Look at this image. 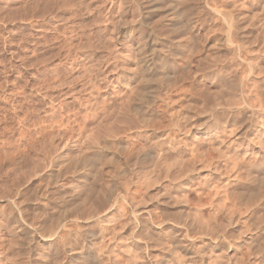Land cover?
<instances>
[{
	"label": "rangeland",
	"instance_id": "obj_1",
	"mask_svg": "<svg viewBox=\"0 0 264 264\" xmlns=\"http://www.w3.org/2000/svg\"><path fill=\"white\" fill-rule=\"evenodd\" d=\"M148 262L264 264V0H0V264Z\"/></svg>",
	"mask_w": 264,
	"mask_h": 264
},
{
	"label": "bare ground",
	"instance_id": "obj_2",
	"mask_svg": "<svg viewBox=\"0 0 264 264\" xmlns=\"http://www.w3.org/2000/svg\"><path fill=\"white\" fill-rule=\"evenodd\" d=\"M173 11V10H172ZM174 11H176L175 9H174ZM228 16V15H227ZM228 20V19H227ZM232 20V19H231ZM223 21H225V20H223ZM230 23V22H229ZM231 25V24H230ZM225 34V33H224ZM246 47V46H245ZM240 54V53H239ZM153 55V54H152ZM236 56V55H235ZM218 59V58H217ZM220 59V58H219ZM142 63V62H141ZM145 63V62H144ZM164 63V62H163ZM142 65V64H141ZM161 70H162V68H161ZM148 72V71H147ZM163 72V71H162ZM153 73V72H152ZM160 73V72H159ZM143 74V73H142ZM147 75V74H146ZM149 75H150V73H149ZM168 75V73L167 74H165V76H167ZM141 76V75H140ZM165 76H164V78H165ZM172 76V75H171ZM146 77V76H145ZM150 77V76H149ZM152 77V76H151ZM140 78V77H139ZM153 78V77H152ZM151 78V79H152ZM156 78L158 79V77L156 76ZM150 79V78H149ZM149 79H147V83L146 84H152V81H150L151 83H149L148 82V80ZM244 79V78H243ZM140 80H141V78H140ZM139 79H138V82H136V83H140L141 81H140ZM137 81V80H136ZM140 81V82H139ZM146 80L144 79V82H145ZM131 82V81H130ZM143 82V83H144ZM171 82V81H170ZM143 83H140L141 85H143ZM125 84V83H124ZM128 84V83H127ZM159 85L161 84V83H158ZM165 84V83H164ZM128 85H130V84H128ZM158 85V86H159ZM221 85V84H220ZM131 86V85H130ZM146 86H148V85H146ZM150 87H152L151 85H149ZM161 86V85H160ZM165 86V85H164ZM138 87V86H137ZM149 87V88H150ZM130 88H132V87H130ZM140 88H144V87H142V86H139V89ZM149 88H148V90H149ZM144 89H147V88H144ZM143 89V90H144ZM162 89V88H161ZM130 90V89H129ZM141 90V89H140ZM139 90V91H140ZM148 90H145V92H137V93H139L138 94V97L140 98V96L141 95H144V94H146V91H148ZM151 90H153L154 91V89H151ZM149 92V91H148ZM147 92V93H148ZM155 92V91H154ZM163 92V91H162ZM142 93H144V94H142ZM152 93V92H151ZM151 93L149 92L148 94L151 96ZM245 93V92H244ZM130 94V93H129ZM132 94V93H131ZM141 94V95H140ZM156 94L157 93H155V97H156ZM179 94V93H178ZM222 94H223V92H222ZM249 94V93H248ZM140 95V96H139ZM148 95V96H149ZM152 95H153V97H154V94L152 93ZM247 95V94H246ZM145 96L146 95H144V96H141L142 98H145ZM148 96H146V98L148 97ZM233 96V95H232ZM152 97V96H151ZM158 97H159V95H158ZM245 97H247V96H245ZM131 98H132V96H131ZM149 98V97H148ZM141 99V98H140ZM140 99H138L139 101H140ZM154 99V98H153ZM238 99V98H237ZM132 100H133V98H132ZM225 100V99H224ZM145 101V100H144ZM142 102V101H141ZM140 103V102H139ZM146 103V102H145ZM147 103H149V102H147ZM155 103V102H154ZM252 105V104H251ZM235 106V105H234ZM237 106V105H236ZM259 106V105H258ZM257 106V107H258ZM139 107V106H138ZM143 109V108H142ZM257 109V108H256ZM154 110V109H153ZM160 110V109H159ZM234 110V109H233ZM177 123V122H176ZM257 140V139H256ZM146 149V148H145ZM160 159V158H159ZM255 162V161H254ZM151 165V164H150ZM149 169V168H148ZM153 171V170H152ZM209 176V175H208ZM147 180V179H146ZM92 182V181H91ZM207 182V181H206ZM212 187V186H211ZM79 189V188H78ZM77 190V189H76ZM220 201V200H219ZM217 205V204H216ZM211 206H213V205H211ZM215 206V205H214ZM222 206H224V205H222ZM200 207V206H199ZM164 209V208H163ZM199 209V208H198ZM124 210V209H123ZM172 211V210H171ZM117 212V211H116ZM194 212V211H193ZM60 213V212H59ZM135 213H136V211H135ZM134 213V214H135ZM194 214H197V213H194ZM199 214V213H198ZM202 214V213H201ZM254 214V213H253ZM198 216V215H197ZM47 217V216H46ZM137 217V216H136ZM124 218V217H123ZM147 218V217H146ZM49 220V219H48ZM73 220V219H72ZM136 220V219H135ZM56 221V220H55ZM83 221V220H82ZM156 221V220H155ZM163 222V221H162ZM144 223V222H143ZM65 226V225H64ZM100 226V225H99ZM62 227V223L58 220V222H57V225H56V228L54 229V230H52L54 227H52V231H55L53 234H57L58 233V231H60L59 229ZM188 232V231H187ZM113 233V232H112ZM165 233V232H164ZM60 234V233H59ZM179 234V233H178ZM184 234V233H183ZM104 235V234H103ZM133 235V234H132ZM95 236V235H94ZM195 236V235H194ZM98 237V236H97ZM56 238V237H55ZM96 238V237H95ZM105 238V237H104ZM88 239V238H87ZM57 241V240H56ZM138 241H140V240H138ZM66 242V241H65ZM162 243V242H161ZM102 244V243H101ZM134 244V243H133ZM183 244V243H182ZM160 245V244H159ZM53 246V245H52ZM92 246H93V248H91V253H90V257H91V259L93 260V263H100L101 262V256H102V250L100 249V247H99V245L98 246H96V244H92ZM102 246H103V244H102ZM106 246V245H105ZM148 247V246H147ZM151 247V246H150ZM104 248V247H103ZM174 248V247H173ZM129 249V248H128ZM137 249V248H136ZM139 249V248H138ZM124 251V250H123ZM134 251V250H133ZM132 251V252H133ZM105 252V251H104ZM125 252V251H124ZM123 252V253H124ZM129 253V252H128ZM129 254H131V253H129ZM112 254H110V256H111ZM109 256V255H108ZM135 257H137V256H135ZM141 257V256H140ZM150 257V256H149ZM157 257V256H156ZM90 259V260H91ZM114 259H116L115 257H114ZM135 259V258H134ZM133 258H132V260H134ZM139 259V258H138ZM138 259H135V260H138ZM142 259V258H141ZM119 260V259H118ZM139 261V260H138ZM141 262H142V260H140ZM116 262H118V261H116ZM129 262H131V261H129ZM136 262V261H135ZM150 262V261H149ZM148 262V263H149ZM170 262V261H169ZM172 262H173V260H172ZM91 263V262H90ZM174 263V262H173ZM146 264V263H145ZM150 264V263H149ZM156 264V263H155ZM167 264V263H166Z\"/></svg>",
	"mask_w": 264,
	"mask_h": 264
}]
</instances>
